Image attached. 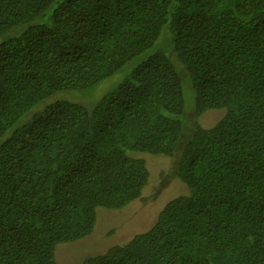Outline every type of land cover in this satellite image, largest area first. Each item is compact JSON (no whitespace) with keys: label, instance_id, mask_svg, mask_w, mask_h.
I'll return each mask as SVG.
<instances>
[{"label":"trees","instance_id":"1","mask_svg":"<svg viewBox=\"0 0 264 264\" xmlns=\"http://www.w3.org/2000/svg\"><path fill=\"white\" fill-rule=\"evenodd\" d=\"M5 33L0 264H60L99 208L140 197V152L170 156L189 192L82 264H264V0H0ZM136 60L91 106L51 99Z\"/></svg>","mask_w":264,"mask_h":264},{"label":"rangeland","instance_id":"2","mask_svg":"<svg viewBox=\"0 0 264 264\" xmlns=\"http://www.w3.org/2000/svg\"><path fill=\"white\" fill-rule=\"evenodd\" d=\"M8 34L0 35V42ZM157 45L149 48L144 56L152 53ZM136 60L99 83L81 90L58 92L52 100H66L91 106L105 93L115 88L133 70ZM185 81L186 112L195 109V96ZM225 114V109H211L198 116L202 126H212ZM185 120L184 116H182ZM145 158L149 179L140 197L121 208H99L97 222L91 235L72 242L60 244L57 257L60 264H82L93 254L101 253L110 246L126 243L136 233L150 228L157 214L174 198L189 192L188 185L179 178L174 170L173 160L164 154L140 152Z\"/></svg>","mask_w":264,"mask_h":264}]
</instances>
